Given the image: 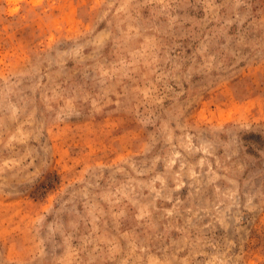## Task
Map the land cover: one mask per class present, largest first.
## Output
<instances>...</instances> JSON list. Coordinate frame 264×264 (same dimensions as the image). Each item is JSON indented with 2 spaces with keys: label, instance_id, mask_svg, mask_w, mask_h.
<instances>
[{
  "label": "rangeland",
  "instance_id": "374dc122",
  "mask_svg": "<svg viewBox=\"0 0 264 264\" xmlns=\"http://www.w3.org/2000/svg\"><path fill=\"white\" fill-rule=\"evenodd\" d=\"M0 264H264V0H0Z\"/></svg>",
  "mask_w": 264,
  "mask_h": 264
}]
</instances>
